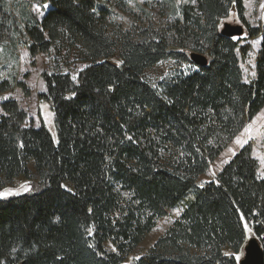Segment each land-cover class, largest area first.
<instances>
[{
    "label": "trees",
    "instance_id": "obj_1",
    "mask_svg": "<svg viewBox=\"0 0 264 264\" xmlns=\"http://www.w3.org/2000/svg\"><path fill=\"white\" fill-rule=\"evenodd\" d=\"M33 2L49 3L40 20ZM9 6L0 0V43L21 39L33 57L65 41L88 65L76 82L41 73L56 143L26 123L15 100L0 103V188L33 175L41 187L0 199V264H123L175 208L180 214L130 264H239L245 225L264 264V177L250 142L197 185L264 106V21L250 26L242 0H162L128 28L97 0H25L18 19ZM232 11L245 27L237 39L220 33ZM258 36L255 77L244 82L240 60ZM191 52L206 65L162 82L161 93L143 78L162 61L192 63ZM10 89L0 83V93Z\"/></svg>",
    "mask_w": 264,
    "mask_h": 264
},
{
    "label": "rangeland",
    "instance_id": "obj_2",
    "mask_svg": "<svg viewBox=\"0 0 264 264\" xmlns=\"http://www.w3.org/2000/svg\"><path fill=\"white\" fill-rule=\"evenodd\" d=\"M24 1L7 0L12 14L17 19L20 16L17 6L19 2ZM97 1L111 10L109 14L110 19L119 23L123 28H128L133 21H138L139 14H143L144 11L158 12L159 5L162 3V0ZM242 3L246 22L254 27L262 24L264 21L262 7L264 0H242ZM30 6L31 11L38 20L43 17L50 7L48 2L43 4L33 2ZM223 23L241 24L244 27L233 11L221 21L220 28ZM20 24L22 25V22ZM244 34L242 36H245ZM17 41L18 45L16 44L15 46L8 42V40L0 43V83L6 81L11 86L10 90L0 93V103L8 99L15 100L18 106L28 115L26 123L33 125L35 128L44 127L49 132L54 143H56L57 131L51 103L46 99L39 98V94L45 92V84L41 73H66L76 82L78 72L88 65V62L82 61L77 49L65 41L58 42L52 45L48 52L38 53L33 57L30 55L28 48L20 44L21 39ZM259 41V36L249 39L247 41L250 45L249 53L245 59L240 60L244 82H248L255 77L252 73L255 72V56L259 47ZM112 59L117 61L118 58L114 55ZM194 69H196V66L193 63H180L174 60L162 61L146 69L143 72V78L161 93L159 86L162 82L168 81L179 74H187ZM19 81L23 82L29 89L30 95H25L23 88L17 84ZM1 113L2 109L0 106ZM238 139L240 143H237ZM248 142H250L251 155L258 162V175L264 177V106L228 143L226 148L209 165L207 171L198 177L197 185L214 180L218 171ZM28 166L31 171H34L32 162ZM38 181L39 179L35 175L30 180L22 176L16 177L12 182L0 188V199H7L23 194H34L41 190V187L37 185ZM25 188H29L30 191H25ZM6 190H10L8 195H4ZM179 214V208H175L169 216L160 218L155 228L144 237L141 243L130 254L124 257L123 264H130L136 257L144 254ZM246 234L247 239L252 236L247 229ZM106 247L108 250L112 248L110 243H106Z\"/></svg>",
    "mask_w": 264,
    "mask_h": 264
},
{
    "label": "water",
    "instance_id": "obj_3",
    "mask_svg": "<svg viewBox=\"0 0 264 264\" xmlns=\"http://www.w3.org/2000/svg\"><path fill=\"white\" fill-rule=\"evenodd\" d=\"M245 30L241 24L223 23L220 28V33L228 37L242 36ZM189 59L195 65L204 66L207 63V58L197 52L189 53ZM239 264H263V252L256 237L251 236L246 240L242 250V255L238 261Z\"/></svg>",
    "mask_w": 264,
    "mask_h": 264
},
{
    "label": "snow or ice",
    "instance_id": "obj_4",
    "mask_svg": "<svg viewBox=\"0 0 264 264\" xmlns=\"http://www.w3.org/2000/svg\"><path fill=\"white\" fill-rule=\"evenodd\" d=\"M262 7H264V5H262ZM233 39H237V37H233ZM252 75L254 76V75H255V72H253ZM73 79H75V77H73ZM49 115H51V114L49 113ZM237 143H240V140H239V139L237 140ZM201 186H203V185H201ZM9 191H10V190H6L5 193H4V195H8V194H9ZM25 191H30V189H29V188H25ZM243 218H244V217L241 216V219H243ZM245 228L247 229L248 232H251V229H248V228H247V225H245ZM89 234H91V230H89ZM260 239H261L262 241H264V235L260 236ZM235 259H236L237 261H239L240 257H239V256H236Z\"/></svg>",
    "mask_w": 264,
    "mask_h": 264
}]
</instances>
